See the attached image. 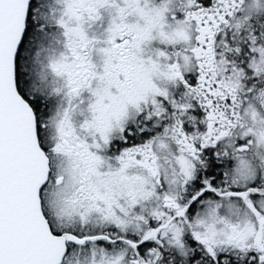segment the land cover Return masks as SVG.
<instances>
[{"label":"snow or ice","instance_id":"snow-or-ice-1","mask_svg":"<svg viewBox=\"0 0 264 264\" xmlns=\"http://www.w3.org/2000/svg\"><path fill=\"white\" fill-rule=\"evenodd\" d=\"M0 264H264V0H0Z\"/></svg>","mask_w":264,"mask_h":264}]
</instances>
